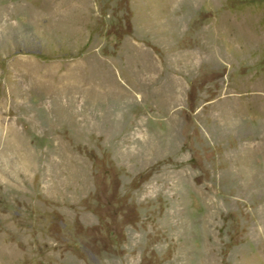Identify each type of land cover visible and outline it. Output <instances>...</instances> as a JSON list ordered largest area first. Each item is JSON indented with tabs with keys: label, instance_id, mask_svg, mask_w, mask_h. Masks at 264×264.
I'll use <instances>...</instances> for the list:
<instances>
[{
	"label": "rangeland",
	"instance_id": "obj_1",
	"mask_svg": "<svg viewBox=\"0 0 264 264\" xmlns=\"http://www.w3.org/2000/svg\"><path fill=\"white\" fill-rule=\"evenodd\" d=\"M0 264H264V0H0Z\"/></svg>",
	"mask_w": 264,
	"mask_h": 264
}]
</instances>
